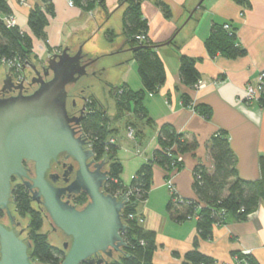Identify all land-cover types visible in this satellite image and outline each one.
Wrapping results in <instances>:
<instances>
[{"label": "crops", "instance_id": "crops-1", "mask_svg": "<svg viewBox=\"0 0 264 264\" xmlns=\"http://www.w3.org/2000/svg\"><path fill=\"white\" fill-rule=\"evenodd\" d=\"M0 1H4L9 9L8 14L0 12V18L5 21L13 18L15 25L29 34L31 10L45 7L42 0ZM99 1L105 3L106 10L96 7L93 12L86 13L72 0H49L54 16L46 29V41L35 40L30 60L37 63L59 53L67 39L73 41L76 30L90 31L93 35L85 42L86 48L99 33L112 31L118 38V33H123L127 6L123 0ZM238 1L141 0L142 14L148 23V40L162 45L157 53L167 72L165 85L158 92L147 94L144 99L147 118L141 119L128 113L116 120L117 102L112 95L115 88L127 85L135 91L143 89L140 77L135 75L138 66L134 53L125 51L131 49L126 37L119 50L125 52L117 53L124 54L122 60L116 62L120 73L116 81H119L108 82L107 90L92 88L110 121V130L113 131L110 142L113 141L119 149L116 158L123 165L121 179L126 187L131 185L138 170L159 149V131L164 125H171L186 137L189 144L197 145L196 151L183 156V168L169 178L173 191L180 198L196 199L193 188L196 167L202 165L213 170L208 146L219 131L229 135L240 178L249 182L261 178L264 108L258 100L246 97V88H256L259 76L264 72V0ZM162 4L168 8V15L162 10ZM225 24L236 31L238 42L246 51L245 56L229 59L219 53L215 56L209 54L206 42L212 27ZM182 56L197 62L202 88H198L197 84L190 88L182 83ZM6 70V66H2L0 74ZM185 95L192 100L190 107L184 105ZM200 105L211 109L209 118L196 112L195 108ZM166 176L162 168L155 167L152 189L147 200L139 204L137 214L144 220L143 229L155 235L153 264H186V255L195 249L197 220L177 223L171 218L167 211L171 189ZM225 222L214 228L210 240L198 241V251L213 259L215 264H238L236 254L252 256L259 264H264V203L244 222L231 217H227Z\"/></svg>", "mask_w": 264, "mask_h": 264}, {"label": "trees", "instance_id": "trees-1", "mask_svg": "<svg viewBox=\"0 0 264 264\" xmlns=\"http://www.w3.org/2000/svg\"><path fill=\"white\" fill-rule=\"evenodd\" d=\"M44 8L36 7L31 10L28 18L30 34L22 31L18 26L9 27L0 18V68L10 62L24 65L30 60L34 52L35 40L46 41V29L49 20L54 16V8L48 4L49 0H42ZM86 13L93 12L96 7L106 10L104 2L98 0H72ZM127 9L123 17V35L133 48H139L134 53V60L138 66V75L143 85L142 90L135 91L127 85L120 88L121 94L117 99L118 116L120 119L126 114L146 119L147 113L143 106L147 94L158 92L166 83V67L157 53L154 43L148 40L142 42L138 37L148 33V23L141 10V0H123ZM243 3L244 0H239ZM168 15V8L161 5ZM0 12L9 13L7 4L0 1ZM214 25L206 48L211 56L222 54L229 59L245 56L246 51L238 42L236 31L229 26ZM108 39L114 42L117 35L108 31ZM180 78L182 83L193 88L200 80L197 62L187 56L181 57ZM184 105L190 107L192 100L188 95L183 96ZM259 104L264 108V93L259 98ZM105 109L97 111L84 121V130L90 137L93 151L97 159L107 160L110 165V180L105 186L107 194L127 197L128 202L123 211V220L127 225L124 239L128 244L124 257L110 264H153L156 250L155 235L147 232L137 219H129V215H137L140 203L147 200L153 186L155 167L162 168L166 173V181L172 173L181 170L183 163L179 157L194 152L197 145L189 144L183 134L178 133L171 125H164L159 131V149L155 151L151 160L144 164L136 173L129 187L121 179L124 168L117 160L118 148L110 143V121L104 113ZM196 112L209 118L211 109L207 106H197ZM149 122V121H148ZM208 151L213 161V170L200 165L195 169L194 191L195 200L180 198L171 192V199L167 211L171 218L182 223L192 219L197 220V239L195 249L189 252L186 264H215V261L197 249L199 240H210L214 228L222 226L227 217L244 222L264 203V160L261 161V178L254 182L242 180L237 169V159L230 145L227 132L219 131L210 140ZM17 208L22 215L31 214V239L34 243L32 261L40 264H61L65 254L51 246L46 235H40L43 221L41 215L30 208V199L24 189L15 192ZM3 214L0 212V218ZM245 264H259L252 256L236 254Z\"/></svg>", "mask_w": 264, "mask_h": 264}, {"label": "water", "instance_id": "water-1", "mask_svg": "<svg viewBox=\"0 0 264 264\" xmlns=\"http://www.w3.org/2000/svg\"><path fill=\"white\" fill-rule=\"evenodd\" d=\"M92 36L90 31L76 30L73 41L67 39L63 50L52 55L46 67H41L43 75L36 63L27 61L21 73L28 68L34 72L30 86L37 85L38 89L32 95L23 96L26 77L16 83L11 70L0 74V84L3 83L0 95L20 91L16 97H0V211L14 222L12 179L22 180L32 192L33 200L44 205L52 223L71 239L70 244H63L64 238L53 234L67 251L61 264H110L118 260L116 255L124 257L128 247L124 239L127 225L123 220L127 198L104 191L110 173L102 169L109 163L105 159L98 163L92 142L82 130L76 131L72 126L79 125L81 119L69 115L67 97L68 88L73 92L77 82L79 87L105 82L111 67L105 68L103 62L110 55L135 52L141 47L120 52L124 42L117 41L111 44L110 51H88L85 42ZM84 58L91 61L83 63ZM61 154L78 165L75 180L65 191L46 179L52 163ZM24 162L34 165V178ZM67 191L84 192L90 201L79 210L62 201ZM21 234L0 223V264H34L29 254L32 246Z\"/></svg>", "mask_w": 264, "mask_h": 264}, {"label": "flooded vegetation", "instance_id": "flooded-vegetation-1", "mask_svg": "<svg viewBox=\"0 0 264 264\" xmlns=\"http://www.w3.org/2000/svg\"><path fill=\"white\" fill-rule=\"evenodd\" d=\"M61 52V51H60ZM59 52V53H60ZM77 52V51H76ZM75 52V53H76ZM58 54V53H56ZM55 55V54H53ZM52 56V55H51ZM45 58L43 61H37L36 65L38 69L41 71L42 75L43 72L41 70V67H46L47 63L49 61V58ZM91 60H87V58L83 59V63H88ZM14 76V81L16 83H20V81L23 79V77H26V81L24 83L25 88L23 89V96H29L32 95L37 89V85L30 86L31 80L35 78V74L31 69H27L25 73H21L20 75H13ZM20 77V81L19 80ZM5 80V79H4ZM2 84H0V89L2 88ZM116 94H112L114 98L117 99L119 98V95L121 94L120 88L115 89ZM20 91L15 90L11 93H7L5 95H0V97H16L18 96ZM67 109L68 113L71 117L76 118V119H81L80 124H73L72 126L76 131H83L84 134H86L84 130V121L90 117L91 115L97 113V111H100L102 109H105L103 105L100 103V100L97 98L96 94L93 92V89L91 86H82L79 87L78 82L74 86L73 92L68 88V97H67ZM104 113L106 115V110H104ZM88 139L91 141L90 137L86 134ZM92 142V141H91ZM93 149V145H92ZM98 163H100V160H96ZM24 166L30 170V177L34 178L35 177V172H34V165L32 163H27L24 162ZM71 167H73V170H71ZM78 169L77 163H75L71 158H68L66 154H61L58 157V160L53 162L51 165V169L48 171L46 179L48 182L53 185L57 189L61 190H66L70 185L74 182L75 176H76V171ZM93 171L94 169L91 168ZM103 171H109L110 173V165L108 164L106 167L102 169ZM110 180V179H109ZM107 184V183H106ZM105 184V186H106ZM18 188L24 189L26 192L27 196L30 199V208L33 212H36L41 215L43 225L41 230L38 232L40 235H46L48 239V235L41 233L42 229L45 226V223L49 222V225L51 226V233L56 235L57 237L61 238L63 237L64 243H71V239L66 237L63 232L58 229L53 223L52 220L49 217V214L44 207L42 203H38L33 200L32 192L27 188V186L24 184L22 180L19 179H12V204H11V210L12 214L14 216V222L12 223L9 218L7 217L6 213L3 211H0L3 214V217L0 218V223L5 225L7 228L10 230H16L17 232H22L21 238L26 240L28 243L31 244V249L29 251L30 257H31V262L34 264H40L37 262L32 261V256H33V250H34V243L32 242L31 239V219L32 216L31 214L27 215H22L20 214L18 208H17V198H16V190ZM35 191V190H34ZM105 191V187H104ZM106 192V191H105ZM62 201L63 202H69L70 205L75 206L77 209L81 210L83 209L88 203H89V198L84 192H80L78 194L75 193H70V192H64L62 195ZM18 216L19 217H27L29 219V224L26 227H23L21 222L18 221ZM54 248L58 249L59 251L63 252L66 256L67 251L63 249H60L57 246L51 245ZM119 255H116V259H119Z\"/></svg>", "mask_w": 264, "mask_h": 264}, {"label": "rangeland", "instance_id": "rangeland-1", "mask_svg": "<svg viewBox=\"0 0 264 264\" xmlns=\"http://www.w3.org/2000/svg\"><path fill=\"white\" fill-rule=\"evenodd\" d=\"M117 28L118 27H116V29ZM118 34H119V37L116 39V41L115 42H110V40L108 39V36H107V34L105 32L104 33H99L98 36L95 38L94 42L92 44H90V46H87V48L85 47V49H87L88 51L97 50V51H100V52L110 51L112 43L116 44L117 41L118 42H120V41L123 42L124 41L123 33L120 32ZM123 55L124 54H122V55L121 54L120 55L119 54L110 55L108 57V59H106L103 62V66H105V68L111 67V70H110L111 73L106 77L105 82H103L102 80H100V82H90L89 86H91L94 90H102L103 91V90H107L108 89V84H107L108 82L113 81V83H117L119 80L118 81H116V80L118 79V76H119L120 73H119V70H117V67L115 65L117 64L116 62L122 60V56ZM135 75L137 77H139L138 68H136ZM108 99H111V98H108ZM129 135H130V133H129ZM132 135H133V133H132ZM122 137H124L123 133H122ZM122 140L124 141V139H122ZM122 147L124 148V145ZM168 181H170V180H167V184H168ZM18 221L21 222L23 227H26L29 224V219L27 217L26 218L25 217L21 218V217L18 216ZM143 223H144V220H143ZM41 233H44V234L48 235V242H49L50 245H54V246H57L60 249H62L61 246H60L59 241L57 240V238L53 234H51V227L49 226L48 223L47 224L45 223V226L42 229Z\"/></svg>", "mask_w": 264, "mask_h": 264}, {"label": "built area", "instance_id": "built-area-1", "mask_svg": "<svg viewBox=\"0 0 264 264\" xmlns=\"http://www.w3.org/2000/svg\"><path fill=\"white\" fill-rule=\"evenodd\" d=\"M70 5H73V3L70 2ZM6 23H7V25L9 27L16 26L15 25L16 22H15V20L13 18L6 19ZM225 28L226 29H229V26L226 25ZM138 39L140 41H142V42H144V41L146 42L147 41V36L142 35V36L138 37ZM5 66H6V69L7 70H11L12 71V74L13 75H18V74L20 75L21 67L23 65L10 62V63L6 64ZM18 81H20V77H19V80ZM197 86H198V88H202L203 87L202 82H198L197 83ZM263 93H264V72H262L260 74V76H259V85L256 88H253L252 86H247V88H246V97L249 100H259L260 96ZM130 136H132V133H130ZM110 143H114V142L111 141ZM178 161L180 163H182L183 162V157L180 156ZM168 185H169V187L171 189V192H173L172 182L171 181H168ZM127 197H128V195L125 198H127ZM127 202H128V199H127ZM127 202H126V204H127ZM128 218L129 219H137V221H138V223L140 225H142V223H143V218L140 215H129ZM243 263H244V261L238 260V264H243Z\"/></svg>", "mask_w": 264, "mask_h": 264}]
</instances>
